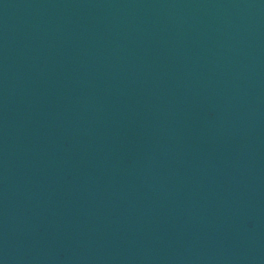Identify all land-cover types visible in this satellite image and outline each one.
I'll return each instance as SVG.
<instances>
[{
    "label": "water",
    "instance_id": "1",
    "mask_svg": "<svg viewBox=\"0 0 264 264\" xmlns=\"http://www.w3.org/2000/svg\"><path fill=\"white\" fill-rule=\"evenodd\" d=\"M0 264H264V0H0Z\"/></svg>",
    "mask_w": 264,
    "mask_h": 264
}]
</instances>
